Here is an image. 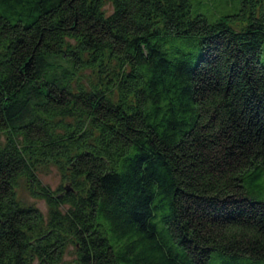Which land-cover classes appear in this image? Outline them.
I'll return each mask as SVG.
<instances>
[{
  "label": "trees",
  "instance_id": "trees-1",
  "mask_svg": "<svg viewBox=\"0 0 264 264\" xmlns=\"http://www.w3.org/2000/svg\"><path fill=\"white\" fill-rule=\"evenodd\" d=\"M237 2L0 0V264H264V0Z\"/></svg>",
  "mask_w": 264,
  "mask_h": 264
},
{
  "label": "rangeland",
  "instance_id": "rangeland-1",
  "mask_svg": "<svg viewBox=\"0 0 264 264\" xmlns=\"http://www.w3.org/2000/svg\"><path fill=\"white\" fill-rule=\"evenodd\" d=\"M237 1L238 0H190L193 13L203 14L210 21L227 13H235L238 9ZM104 8L107 13L112 11V7L109 3L106 4ZM245 22L246 21H237L235 23H231V26H233L236 31H239L243 28ZM88 79H93V75L89 70L83 73V76L80 77V82L86 84ZM36 176L41 185L48 188L51 192L57 193L58 196H60L63 192L74 193L69 180V169L65 168V170H62L60 165L57 163L51 162L42 166L40 165L36 172ZM36 192V188L30 187L28 182L25 180H21L16 188L17 198L20 203L24 206L37 208L42 213L44 219H47L48 207L46 201L42 197L36 195ZM75 250L74 245L69 244L62 261L59 264H75Z\"/></svg>",
  "mask_w": 264,
  "mask_h": 264
}]
</instances>
